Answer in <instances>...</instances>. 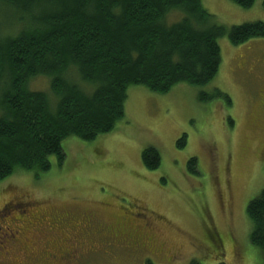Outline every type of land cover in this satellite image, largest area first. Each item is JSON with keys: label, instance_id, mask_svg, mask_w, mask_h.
<instances>
[{"label": "rangeland", "instance_id": "obj_1", "mask_svg": "<svg viewBox=\"0 0 264 264\" xmlns=\"http://www.w3.org/2000/svg\"><path fill=\"white\" fill-rule=\"evenodd\" d=\"M261 2L256 0L247 9L233 0H203L201 5L228 29L264 24ZM218 45L219 69L207 85L180 84L164 95L130 86L124 118L111 132L90 142L75 137L63 140V162L59 165L51 156L50 169L38 180L32 174L16 173L1 182L0 230H18L22 235L27 231L37 238L43 235L37 223L20 217L26 210L53 206L69 213L66 222L72 213L77 219L97 216L96 223L86 217L94 227L63 229L54 242L72 237L86 251L90 242H103L110 257L101 258L100 264H262L259 250L249 242L251 225L245 210L264 189V133L260 130L264 125V40L235 46L224 36ZM4 84L3 80L0 100ZM215 89L229 97L230 107L220 99L198 101L200 93ZM29 90L49 94L48 80L33 79ZM183 135L185 145L178 148ZM149 147L160 159L154 170L141 164V152ZM190 158L196 159L194 172L188 170ZM131 213H141L133 222L143 234L154 236L161 252L157 248L151 252L150 242L139 247L130 244L129 229L118 222L121 217H133ZM48 230L44 227V232ZM59 246L51 250L58 251ZM25 254L20 251L14 257L11 252L7 259L2 255L0 264H20Z\"/></svg>", "mask_w": 264, "mask_h": 264}, {"label": "trees", "instance_id": "obj_2", "mask_svg": "<svg viewBox=\"0 0 264 264\" xmlns=\"http://www.w3.org/2000/svg\"><path fill=\"white\" fill-rule=\"evenodd\" d=\"M202 1L0 0V183L16 173L38 180L50 169L51 156L63 162V140L90 142L111 132L124 118L130 86L158 95L180 84L205 86L219 69V38L235 46L264 40L263 23L226 29ZM233 1L247 9L256 0ZM40 77L48 80L49 94L29 90ZM217 99L231 106L218 89L198 96L202 103ZM141 164L156 169L158 152L144 149ZM195 165L190 158L188 170ZM51 209L58 210L40 211ZM245 213L249 242L264 264V189Z\"/></svg>", "mask_w": 264, "mask_h": 264}, {"label": "flooded vegetation", "instance_id": "obj_3", "mask_svg": "<svg viewBox=\"0 0 264 264\" xmlns=\"http://www.w3.org/2000/svg\"><path fill=\"white\" fill-rule=\"evenodd\" d=\"M260 128L261 132L264 133V125H262ZM67 214L69 213L66 212L65 214H62L58 210L53 209L49 211L26 210L25 216L20 218L25 219V221L28 223L34 224L35 221L37 223L36 229L38 228L43 233V235L35 238L34 236L31 237L27 231H25L26 234L22 235L18 230L16 231L19 233L16 231L13 232L11 230H7V232L4 233L3 230H0V257L4 255L7 259L11 252H14V257H16L19 252L22 251L26 254L19 258L20 264H100L101 258L106 259L107 257H110V254L104 248L105 243L103 242L102 245L90 242V244L87 245L88 251L81 248L79 246V242L74 240L72 237L59 242H54L57 235H59L60 231L63 229H80V227L84 228L86 224H90L92 227H94L95 224L93 222L96 223L98 220L97 216L93 214L87 216L84 215L82 218L77 219L72 213L70 214L71 220L66 222V218L69 216ZM131 214L133 217H121L122 222L117 220L119 221L118 223L124 228L129 229L128 236L131 239V243H129L139 247L144 246L145 242H150L152 243V245L149 247L151 252H154L156 248L161 252V247L156 243V241H154V236L143 234V230L139 228L135 222H133L134 219H137L136 217L141 216V213ZM86 217H89V219L93 222L87 221ZM129 218L132 221L126 223ZM44 227L48 228L49 230L44 232ZM100 230L105 231L103 229ZM100 230H97V232ZM93 240L98 241L99 239ZM125 241L126 240L123 242ZM215 241L218 244H221L217 234H215ZM50 244L51 246L49 249L48 246ZM56 244L60 245L58 251L51 250L52 246ZM126 245L129 244L126 243ZM217 246L220 247V245ZM0 260H2V258H0Z\"/></svg>", "mask_w": 264, "mask_h": 264}]
</instances>
